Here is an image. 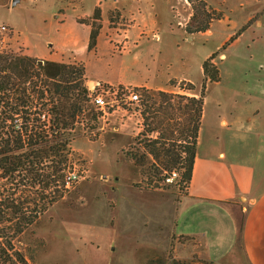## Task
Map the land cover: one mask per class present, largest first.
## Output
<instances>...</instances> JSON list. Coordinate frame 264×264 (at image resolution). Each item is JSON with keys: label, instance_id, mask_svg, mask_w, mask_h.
<instances>
[{"label": "crops", "instance_id": "crops-1", "mask_svg": "<svg viewBox=\"0 0 264 264\" xmlns=\"http://www.w3.org/2000/svg\"><path fill=\"white\" fill-rule=\"evenodd\" d=\"M204 1L222 17L204 32L188 33L184 23H176L183 27L180 32L171 20L173 7L184 11L188 0H50L52 17L32 36L17 38L24 55L83 63L88 88L106 83L172 91L171 80L195 83L193 66L203 76L202 64L213 54L219 70L214 83L219 84L225 48L264 53V0ZM94 20L100 28L90 49ZM181 33L188 40L201 36L212 45L193 54L179 43ZM249 73L237 76L252 84L240 106L232 108L218 95L209 120L205 93L192 176L177 202L167 187L115 190L120 196L114 209L122 211L119 227L125 232L120 244H141L142 250L117 252L112 264H264V86ZM131 130L132 124L126 128ZM131 191H146L154 198L143 204ZM134 228L142 234L133 235Z\"/></svg>", "mask_w": 264, "mask_h": 264}, {"label": "rangeland", "instance_id": "rangeland-1", "mask_svg": "<svg viewBox=\"0 0 264 264\" xmlns=\"http://www.w3.org/2000/svg\"><path fill=\"white\" fill-rule=\"evenodd\" d=\"M189 5L190 7L187 6L184 11L180 5L174 6L171 10V20L180 32L183 27H179L176 23L182 22L185 27L192 24V17L199 6L190 2ZM53 10L50 0H19L16 3L14 0H0V23L8 27L7 31L0 32V51L24 54L25 47L17 37L32 36L36 33L45 20L52 17ZM202 17V14H197L198 19ZM93 23L97 24L99 21L94 20ZM193 24V26L197 25V21ZM261 31L264 32V27ZM177 38L182 48L193 54H198V50L205 45H212L208 39L201 36L188 40L181 33V36ZM224 52L227 54V60L222 65L224 75L221 83L204 81V74L202 76L199 67L193 66L194 88L188 89L187 85L181 81L171 83L172 91L166 92L174 94L175 97L170 103L176 106L180 100L178 95L198 97L204 83L207 95L205 110L209 120L216 108L214 98L218 95L225 96L224 101L231 103L232 108L240 106L245 100L243 94L249 92L247 87L252 84L237 79L242 71L247 73L250 71L249 76L260 77L264 86L263 52L250 54L251 52L246 48L238 51L225 48ZM90 86L92 94L98 86L95 88L94 84ZM135 89L140 94L138 103L120 96L118 106L101 111L91 102L96 119L86 114L85 119L76 129L72 142L74 162L69 163L70 168L65 171V174L71 171L73 173L74 181L70 185L66 187L60 182L58 186L50 183V186L44 187V183H40V185H28L23 192L12 194L10 181H7L8 199H15V204L21 209V217L25 216L32 220L22 233L13 238L14 250L22 252L32 264H112L117 252H126L130 247L142 250L141 244L136 246L131 242L120 244L125 232L119 227L122 211L114 209V199L120 196L115 190L124 186L141 190H152L156 188L155 186L167 187L175 202L185 192L188 184L182 179L184 169L176 167L165 169L161 167L159 161L155 160L156 167L149 169L147 162L140 165L138 160L132 158L133 154L141 155L147 151L144 145L149 143L151 135L145 131L146 126L142 116L143 100L146 99L144 94L147 91L141 88ZM261 90L262 88H257L258 92ZM148 94L152 95L157 106L166 105L163 97L156 92ZM183 102L186 101L183 100ZM262 102L264 104V101ZM225 108H227L226 104ZM174 118L184 122V117L177 110L174 112ZM130 124H132V130L127 133L126 128L128 130ZM148 158L152 159V157ZM50 165L51 162L48 160L45 166ZM49 170L50 168L47 172ZM172 171H177L179 174L175 180L169 182L166 178ZM131 192L143 204L154 198L146 191ZM59 194L62 195L57 197ZM137 212H141L144 217L143 210ZM19 218L13 216L10 210L8 211L6 225L9 226L7 229L9 235L13 236L12 226L20 221ZM132 231H135L132 232L133 235L142 234L138 232V228ZM110 238L118 239L115 243L119 246L117 249H114L115 241L110 242Z\"/></svg>", "mask_w": 264, "mask_h": 264}, {"label": "trees", "instance_id": "trees-1", "mask_svg": "<svg viewBox=\"0 0 264 264\" xmlns=\"http://www.w3.org/2000/svg\"><path fill=\"white\" fill-rule=\"evenodd\" d=\"M188 1L199 5L192 17L197 25H187L188 33L204 32L213 20L222 17L221 12L209 9L204 0ZM199 13L203 16L201 19L197 18ZM99 17V10L96 9L94 18ZM99 28V23H93L90 49L96 45ZM215 55L202 64L204 81L219 80L218 67L213 63ZM174 82L176 80H171V83ZM181 82L188 89L194 88L192 83ZM205 88L203 83L198 97L178 95L180 100L176 106L170 103L174 94L141 88L162 96L166 105L157 106L152 95L144 94L142 116L145 131L158 134L155 138L150 137L149 143L144 145L146 152L133 154L132 158L140 165L147 162L149 169L156 167L154 160L165 169H184L182 179L188 184L204 111ZM176 110L184 117V122L175 120ZM86 114L96 119L83 63L41 60L0 51V264H32L22 252L14 250L13 238L22 233L32 220L21 217L22 212L15 199H8L7 181H10L12 194L23 192L28 185L40 183H44L45 187L50 183L58 186L61 182L67 187L65 171L75 158L72 142ZM147 157L152 159L148 158L151 159L149 161ZM48 160L51 165L45 166ZM9 210L13 216L20 217V221L12 226L13 236L9 235V226L6 225Z\"/></svg>", "mask_w": 264, "mask_h": 264}, {"label": "built area", "instance_id": "built-area-1", "mask_svg": "<svg viewBox=\"0 0 264 264\" xmlns=\"http://www.w3.org/2000/svg\"><path fill=\"white\" fill-rule=\"evenodd\" d=\"M182 25V22H179ZM7 25L0 23V32L7 31ZM120 96L127 97L131 102L138 103L140 101L139 92L133 87L127 86H112L106 83H102L98 88L91 94V102L93 105L101 110L105 111L106 108L118 106L120 102ZM72 171L66 175V184L70 185L74 181ZM177 171L170 172L166 180L172 182L178 176Z\"/></svg>", "mask_w": 264, "mask_h": 264}]
</instances>
